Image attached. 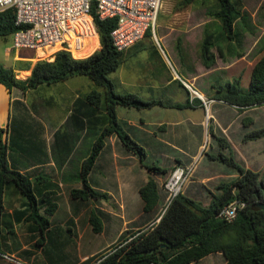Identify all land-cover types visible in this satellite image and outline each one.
<instances>
[{"label":"crops","instance_id":"1","mask_svg":"<svg viewBox=\"0 0 264 264\" xmlns=\"http://www.w3.org/2000/svg\"><path fill=\"white\" fill-rule=\"evenodd\" d=\"M165 1L152 28L122 51L120 64L108 74L117 92L131 91L144 99H160L163 103L148 107L116 105L122 127L144 148L145 154L140 157L126 147L115 132L106 135L88 175V182L100 192L98 195L71 196L70 189L82 186V161L107 123L103 103L94 105L86 93L92 88L103 89L85 74L42 82L25 90L9 89L0 82V127L2 139L10 146L9 160L22 172L44 174L48 181L37 184L36 197L42 204L40 190H50V198L57 203L48 215L50 222L43 233L44 239L38 244L40 231L22 214L26 210L25 198L14 185L5 186L3 212L7 214L5 219L12 220L14 230L2 240L0 264L93 263L124 232L146 228L159 219L162 210L159 211L158 202L150 210L143 209L140 186L150 176L154 177L160 199L164 190L162 182L169 172L177 165H191L202 146H208L204 138L216 147V136L226 138L230 146L223 150L233 152L245 167L259 170L264 166V155H261L264 135L243 139L248 128L263 124L264 112L257 109L264 107V103L238 109L214 97L216 90L212 86L240 74L247 76L249 85L251 69L264 51V44L259 42L256 56L247 58L251 47L244 45H250L251 16L245 3L235 0L241 14L235 15L234 35L228 38L221 19L208 14L218 6L211 8L192 0L185 7L174 8L170 1ZM206 29L212 32L211 50L215 53V61L210 66L204 65L199 53ZM97 39L99 46V35ZM9 45L10 41L0 50V63L11 66L21 79L30 74L36 60L53 58V54L43 56L44 52L38 54V50L31 48L9 50ZM252 111H257L256 117L251 115ZM245 114L244 122L240 116ZM187 142L193 143L185 145ZM255 142L260 144L254 145ZM148 157L152 161L144 163ZM158 158L168 160L169 165L156 163L154 159ZM212 159L215 164L210 167H193L183 190L202 204L209 202L211 193L218 191L221 182L236 175L230 166ZM151 165L168 170L158 173L149 168ZM200 189L205 193L204 198ZM43 207L44 204L40 205V211ZM92 213L100 219L98 231L93 229ZM213 253L218 254L217 259L203 264H225L220 251ZM93 256L97 257L86 262ZM201 261L200 258L188 264H202Z\"/></svg>","mask_w":264,"mask_h":264},{"label":"trees","instance_id":"2","mask_svg":"<svg viewBox=\"0 0 264 264\" xmlns=\"http://www.w3.org/2000/svg\"><path fill=\"white\" fill-rule=\"evenodd\" d=\"M191 1L179 0L176 7H185ZM218 2V8L208 11V14L219 17L226 37L232 38L234 17L241 12L234 0H218ZM92 14L100 45L90 54L73 57L68 50L58 49L52 59L36 60L30 74L23 79L16 77L11 66L0 63V82L9 89L19 87L25 90L39 83L58 81L73 74H85L103 89L100 91L92 88L86 93V98L94 105L103 103L107 123L103 125L94 140L89 155L82 161L80 169L82 186L70 189L71 196L83 198L100 193L89 184L88 175L106 135L115 132L126 147L140 157L145 154L144 148L122 127L117 118L116 105L148 107L155 103H163L160 99H144L137 93L117 92L114 89L108 74L116 69L122 60V51L115 48L110 35L117 19L116 17L100 18L94 9ZM14 19L13 7L0 10V36L4 39L19 27ZM212 44V32L206 29L199 48L205 66H210L215 61V53L211 50ZM212 86L216 90L214 97L234 104L238 109L264 103V51L251 69L249 85L246 89L240 86L238 77ZM176 105H185V103H176ZM263 135L264 126L245 131L243 139H254ZM216 139L221 148L230 146L226 138L216 136ZM9 147V144L2 139L0 127V251H3L2 240L6 234L14 230L12 220L5 219L7 214L3 212V194L6 185H14L25 198L26 210L22 214L26 220L33 221L40 231L41 238L37 240L38 244L42 243L43 233L49 226L48 215L57 206V203L50 198L51 191L42 189L40 200L44 207L40 211L42 204L35 194L38 191L37 184L48 181V178L44 174L33 175L34 172H22L12 165L9 160ZM210 157L230 166L236 175L230 180L221 182L217 186L218 191L211 193L207 204H202L201 201L180 190L164 206L156 222L137 231L124 232L109 250L100 253L97 259H95L97 256H93L86 262L95 259L91 264H188L209 253L220 251L225 258V264H264V210L255 205L258 199L264 200V166L259 170L245 167L235 159L231 151L229 153L219 151L218 154ZM149 168L158 173H165L168 170L158 165H151ZM139 192L143 199L144 210L152 209L158 202L159 188L154 177L150 176L140 186ZM235 198L244 202V205L238 208L236 216L232 220L220 217L218 215L220 210ZM1 214L4 216L2 217ZM90 219L93 229L98 231L101 228L100 219L93 213Z\"/></svg>","mask_w":264,"mask_h":264},{"label":"built area","instance_id":"3","mask_svg":"<svg viewBox=\"0 0 264 264\" xmlns=\"http://www.w3.org/2000/svg\"><path fill=\"white\" fill-rule=\"evenodd\" d=\"M162 0H0V10L13 7L18 28L12 31L9 50L50 48L43 56L52 55L58 49L68 50L73 57L79 49L89 46V36H97L92 9L100 18L116 17L110 31L116 49L124 51L154 25ZM98 41V40H97ZM195 93L196 91L193 90ZM193 164L177 165L162 182L167 201L171 199L189 178ZM244 202L235 198L218 213L232 220ZM164 209V207H163ZM162 209V211H163Z\"/></svg>","mask_w":264,"mask_h":264},{"label":"rangeland","instance_id":"4","mask_svg":"<svg viewBox=\"0 0 264 264\" xmlns=\"http://www.w3.org/2000/svg\"><path fill=\"white\" fill-rule=\"evenodd\" d=\"M169 1L173 5L174 8H177L176 6H177L179 0H166L165 2H169ZM242 1L245 3L246 9H247L248 13L251 16V19H250L251 28H250V30L248 32V36H249L248 42L250 43V45H247V44L244 45V47H248V48L251 47V50L249 51L248 56H247V58H249L251 60V59H253L256 56L257 48L259 47V45H258L259 42H262V44H264V19L262 17V10H263V6H264V0H242ZM196 2H199V3L203 2L205 5H207V6L211 7V8L215 7V6H219L218 0H195V3ZM163 3H164V0H162L161 5ZM259 34H262L261 38L259 39V41L256 44L253 45V41L256 39V37ZM10 38L11 37L8 36L6 39H4L3 37L0 36V50H3L5 48V46L9 43ZM97 40H98L97 38L92 39V40H88L89 43H91V44L89 46H85V47L79 49L78 52H76V54L77 55H85V54H87L88 52H90L89 50H91L92 46L94 48L97 45V42H98ZM28 50H30V49H28ZM49 50H50V48H48V51ZM43 52L46 54V51H44V50H40L39 51V53H43ZM42 58H46V57H42ZM244 64L245 65L247 64L246 60H244ZM171 70H172V72L174 71L172 66H171ZM243 70H246V68L244 67ZM234 77H238L241 87H243V88L247 87L248 78H247L246 75L245 76H242L241 74L240 75H236V76L230 77L229 80H233ZM227 108L230 109V107H227ZM257 111L264 112V107H259L257 109ZM257 111L256 112L252 111L251 115L256 117ZM246 115L247 114L241 115L240 119L243 120L246 117ZM261 125H264V122H263V124H256L255 126H252V127L248 128V130L253 129V128H258ZM203 142H204V144H208V146L205 148V145H203L202 149H201L202 151L192 160L191 164H193V166L195 168L197 166L198 167L199 166L200 167L201 166L210 167L211 164H215V163H213V161H212L213 159L210 157V155L218 154L219 151L225 152L223 150V148H221V146L219 145V142L217 140H216V145H218L217 147L215 146L214 142H210L207 138H204ZM261 142H264L263 139L261 140ZM192 143L193 142H187L185 145H191ZM251 144H253V143H251ZM258 144H260V143H258V142L254 143V145H258ZM229 152H230L229 149H227V151L225 153H229ZM238 152H239V150H238ZM202 154H203V157L201 156ZM261 155H264V150L263 149L261 151ZM152 159L153 158H151V157L145 158L144 159V163L151 162ZM216 160L218 161V163L223 164L220 160H218V159H216ZM154 161L156 163L169 165L168 164L169 162H167L168 160H162L161 158L154 159ZM161 161H164V162H161ZM186 161H188V160H186ZM213 166H216V165H213ZM188 179H186V181L184 182V184L182 186V191L185 189V186H186L185 184H186ZM161 193H162V195H161V197H160V199L158 201L159 208H160L159 211H161L163 209V207L166 205V201H167L165 199L166 191L162 190ZM200 193H201V197L204 198V196H205L204 194L205 193H204V191L202 189H200ZM214 254L215 253L212 252L210 255L207 254L206 257L201 258L202 259L201 263L203 264V262H206V261H209V262L215 261V259H217L218 254L217 255H214ZM197 264H200V262L197 263Z\"/></svg>","mask_w":264,"mask_h":264},{"label":"water","instance_id":"5","mask_svg":"<svg viewBox=\"0 0 264 264\" xmlns=\"http://www.w3.org/2000/svg\"><path fill=\"white\" fill-rule=\"evenodd\" d=\"M255 205L262 208L264 210V200L262 199H258L256 202H255ZM164 210V209H163Z\"/></svg>","mask_w":264,"mask_h":264},{"label":"bare ground","instance_id":"6","mask_svg":"<svg viewBox=\"0 0 264 264\" xmlns=\"http://www.w3.org/2000/svg\"><path fill=\"white\" fill-rule=\"evenodd\" d=\"M95 38H97V36H89L86 40H92V39H95ZM40 50H44V51H46V53L48 52V48H43V49H39L38 50V54H39Z\"/></svg>","mask_w":264,"mask_h":264}]
</instances>
